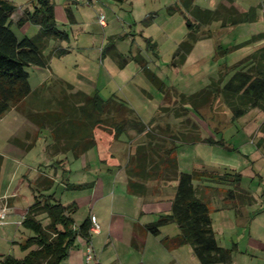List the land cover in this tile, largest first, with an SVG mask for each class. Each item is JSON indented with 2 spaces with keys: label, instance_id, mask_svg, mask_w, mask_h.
<instances>
[{
  "label": "crops",
  "instance_id": "0c3cea01",
  "mask_svg": "<svg viewBox=\"0 0 264 264\" xmlns=\"http://www.w3.org/2000/svg\"><path fill=\"white\" fill-rule=\"evenodd\" d=\"M9 1L16 6V10L11 16L13 22L12 29L21 38L26 35V32L31 29V26L25 30L26 23L22 27L15 29L16 21L23 15L25 9L32 10L35 0H25L21 4L16 3L14 0ZM51 1L55 6V18L57 26L59 27L56 16V4L53 0ZM95 1L91 4L96 7L97 4H95ZM113 1L121 4L128 0ZM78 3L79 0H64V4L68 5L66 7L69 9L67 10L69 13L68 18L74 24L80 25L79 28L81 31L87 32L86 23L83 20L86 15L78 18L71 8V5ZM220 3L226 6L233 5L239 11H246L251 7H255L246 6V4L243 5L238 0H212L213 8L208 9H215ZM255 8L257 11V7ZM98 9L104 10L102 7ZM172 11L173 9L171 8L168 14ZM262 11L264 14V8ZM116 14L117 18H113ZM107 15H110V11H107ZM259 19L260 17L257 13V20ZM64 20L67 21V19ZM213 24H216L217 32L223 37L226 35L225 32L227 30L242 26L244 23L221 26L220 21H214ZM101 25L103 28H118L119 26L126 28L127 22L125 17L122 19L121 12L114 11L108 20L106 17L104 18V25ZM38 29L39 26L36 25V31ZM257 33L258 31L251 33L250 37ZM122 36L118 35V38ZM209 38H204L196 42L183 65L173 67L169 61L167 64L168 67H166L167 76L170 79L171 77L172 79L174 77L178 78L184 74L193 76L184 71L185 66H187L186 64L196 45ZM246 39L248 38L234 43L238 44ZM52 41V48H65L59 40ZM260 41L237 48L234 52L238 55H235L231 61L227 59V55L218 58L220 60L217 63L218 66L220 69H223L225 66L236 64L255 49L263 46L264 42ZM50 44L51 41L48 47H50ZM217 45H221L224 48L232 46V44H229V46L222 44V40ZM77 48L82 50L86 47ZM66 49H68L67 53L71 51L70 48ZM114 49L111 51L113 60L116 59L115 52L118 47L116 46ZM99 52L103 55L104 49L101 51L99 49ZM214 53L215 48L213 49V53L209 54L211 60L216 59ZM136 65L141 73L145 75L138 62H136ZM28 68H33V74L29 72L31 93L17 106L7 111L0 119V208L7 204L3 202V199L9 198L10 202L6 221L0 227V256L7 255L2 252L5 246L14 248L18 246V242H22L30 236L23 229L24 227L21 222L28 206L32 202L31 199H34L35 194L41 191L46 195H53L55 200L60 201L64 205L74 204L76 211L72 216L76 226H79L87 216L92 215L96 217L100 226L98 232H93L90 229V242L78 238L67 257L60 264H84V253L89 243L93 248L94 254L91 264H201L194 255L190 245L184 244L175 248H168L163 242L165 237H173L179 233V228L176 223L169 222L161 226L160 232L157 235L147 230V224L156 221L160 215L171 212L176 182L163 183L159 180L148 181L145 183L147 189L143 194L140 193V190L137 193L131 192L126 172L127 162L131 147H134L143 140L140 139L137 142L143 134H137L134 130L125 129L119 138L116 139L114 134V119H107L105 123L94 128H91L92 126L90 124L86 127L82 125L79 127L76 124L68 123L70 113L75 115L76 118L74 121L77 119V112L72 106L75 104V100L68 96L70 91L76 92L81 90L87 94L97 92L101 98L108 99L117 95L114 90L109 92L111 93L109 96H105L102 92L107 88L105 87V83L102 84L101 88L97 83L93 86L92 90H85L77 86L73 80L64 78L59 74L55 75L51 71L48 73L47 70L50 66H29ZM80 77L82 78V76ZM51 78L53 79L49 84L48 81ZM147 80L149 81L148 78ZM78 81L83 82L81 80ZM66 83L71 84L73 88L68 90L65 87ZM133 83L132 81H127V94H124V97H120L126 100L134 109L139 119L146 123L151 120L150 116L153 115L154 110H150L149 107L145 106L147 103L142 101H146V97L154 96L145 90V88H142L141 85ZM205 85H207V82ZM152 86L154 85L152 84ZM154 88L159 97L157 101L160 103L163 95L155 86ZM107 91L110 90L107 89ZM146 94H149V96ZM139 104L143 106L140 107ZM254 109L258 110L256 108ZM262 117H264L263 113ZM202 122L204 124L200 125L201 131L208 134L212 129L211 125L206 121ZM218 132H221V130L216 133ZM91 136L95 143L86 148L92 139ZM202 136L207 137L203 134ZM219 138L215 137L216 140ZM206 145L215 146L216 144L199 142L179 145L176 150L179 170L184 172H192L194 170L207 172L205 176L193 180V184L197 195L208 204L210 215L212 209L209 204H213L215 205L213 210L217 211L221 216L220 225L222 230L219 227L218 229L214 227V219L211 217L212 227L217 241L221 236L225 237L223 228L227 227L226 229H230L231 231L236 230L237 232L244 230V233L248 230L247 236L244 233L241 234L245 240L243 246L240 245V242L234 241L230 247H226H235L232 252L231 264H264V231L260 229L259 224L255 226L256 231L254 230L253 232L252 230V225L255 220H257L260 214L264 213V207L260 206L255 210L250 209L248 205L236 207L235 201H237V197H235L236 199L226 198V190L233 188V185L229 182L219 183L211 178L210 173L219 174L214 172L215 170H208L206 168L208 167L207 165L211 156L210 158L205 156L203 159L201 157L196 158V154L192 152L193 149L199 151L203 148L205 153L208 148ZM222 147L234 149L230 145ZM246 157V168L249 170L247 175L251 176V178L259 175V169L255 168V163L249 167L250 155L246 154ZM241 175L243 178V174ZM47 180L51 181L49 188L43 189V185L34 188L36 183L42 181L43 184H46ZM83 184L87 186L80 188L70 186ZM25 186L28 187L27 189L29 191L26 190ZM241 187L244 188L242 186V180L240 182ZM66 191L73 192L72 194L75 197L70 202L63 203L61 195ZM247 191L250 193V196H248L251 197V201L247 203H252L253 201L258 202L251 195L250 190L247 189ZM58 193L60 194L58 195ZM220 193H224V197L222 196L221 199L218 196ZM22 201H27L24 207L21 206ZM220 201L222 204L219 205L218 203ZM232 211L234 212L233 216L231 215ZM78 212H80V215L77 220L76 214ZM45 220L46 223L47 219ZM228 234L231 235V238L233 237L232 232L229 231Z\"/></svg>",
  "mask_w": 264,
  "mask_h": 264
},
{
  "label": "trees",
  "instance_id": "16d2710c",
  "mask_svg": "<svg viewBox=\"0 0 264 264\" xmlns=\"http://www.w3.org/2000/svg\"><path fill=\"white\" fill-rule=\"evenodd\" d=\"M194 1L178 0L187 33L172 55L170 65L173 67L183 65L196 42L208 38L207 35H200L203 26L214 21H220L221 26H227L257 20L255 7L239 11L233 5L226 6L220 3L215 9H208L200 7ZM15 10L16 6L12 2L0 0V119L31 93L27 71L29 66L48 67L53 55L62 56L68 52L66 48L54 47L49 53H45L51 40L69 39L68 33L57 26L55 6L51 0H35L33 9H25L23 15L16 21L17 28L26 23L39 26L33 36L24 35L19 38L16 35L11 20ZM67 15L69 17L68 11ZM262 39L264 33L259 32L227 48L217 45L214 55L220 58L237 48ZM115 57L121 58V54L116 51ZM134 59L166 100L171 94L172 87L147 66V61L141 55L134 56ZM65 87L68 90L73 88L69 83H66ZM174 94L178 97L177 105L172 107L161 105L159 111L163 114H172L176 119L180 118L181 121L176 128L170 123L164 126H149L139 119L125 100L116 96L103 99L97 92L87 94L81 90L70 91L68 95L74 98L75 104L72 106L77 112L75 121V115L69 114L68 123L79 127L90 124L91 128H94L105 123L107 119H114L116 139L125 129H133L137 134H143V140L131 147L127 162L126 172L131 192L141 191L143 194L147 189L145 183L148 181L176 182L171 212L160 215L156 221L147 224V230L157 235L161 226L174 222L179 228V233L163 239L168 248L188 244L201 264H231L235 247L226 248L218 243L212 227L210 208L197 195L193 184V180L205 176L207 172L180 171L176 150L184 143L203 142L226 146L222 138L216 140L214 136L203 137L200 132V123L198 124L196 119L206 121L200 109L207 104L222 102L230 110L232 121L254 108L264 113V45L236 64L220 69L217 77L211 78L200 90L191 94L174 90ZM260 131L264 133V120L260 125ZM94 143L92 137L86 148ZM210 176L219 183L229 182L233 185V188L226 190V198L234 199L242 194L241 173L226 171L222 175L210 173ZM50 182L47 180V183L43 184L40 181L34 188L43 185L42 188L47 189ZM70 186L80 188L87 185ZM248 201H251V197ZM75 211L74 204L64 205L55 200L53 195L38 191L21 222L23 227L32 232L19 244L20 249L26 251V254L21 258L11 254L1 255L0 264H60L78 238L90 242L91 216H87L79 226H76L72 216ZM41 215L47 219L45 224L39 218Z\"/></svg>",
  "mask_w": 264,
  "mask_h": 264
},
{
  "label": "rangeland",
  "instance_id": "374dc122",
  "mask_svg": "<svg viewBox=\"0 0 264 264\" xmlns=\"http://www.w3.org/2000/svg\"><path fill=\"white\" fill-rule=\"evenodd\" d=\"M14 1L21 4L25 0ZM53 1L56 4V16L59 27L65 30L69 36L67 42H60L65 48H70L71 51L62 57L53 55L50 59V68L47 70L48 73L51 71L54 72L55 75L59 74L64 78L73 80L77 86H80L85 90H92L93 86L97 83L101 88L102 84L105 83V87L107 88H105V90L101 89L103 90V94L109 96L111 94L109 92L114 90L117 94L116 97L122 100L124 99L120 96L124 97V94H127V81H132L134 82L133 84L141 85L142 88H145V90L149 91L154 96L151 97L149 94H146L149 97L145 96L146 101H142L147 103L145 106L149 107L150 110H154L153 115L150 116L151 120L146 122L149 126H164L165 124L170 123L174 128L177 127L181 119L174 118L172 114L161 113L159 107L161 105L169 107L177 105L178 97H175L174 90L191 94L203 88L206 82L207 84L209 83L211 78L217 77L220 71V67L217 63L220 60L218 58L211 60L209 54L213 53V49L218 42L222 40V44L229 46V44L233 45L238 41L249 38L253 32L258 31V33H264V14L262 11L264 8V0H238V2L243 5L246 4V6L257 7V13L260 19L256 22L244 23L242 26L227 30V32H225L226 35L223 37L217 32L218 29L217 26H215L216 24L214 25L212 23L203 26L200 35H207L210 38L203 40L196 45L186 64L187 66H185L184 69V71L193 76H187L184 74L180 75L178 78L174 77V79H172L171 77L170 79L166 72V67H168L167 64L171 60L179 42L187 33L183 11L180 9L178 0H128L121 4L114 2L113 0H96V7L92 6L87 0H79V3L71 5V8L78 18L86 15L83 20L86 23L87 32L81 31L79 28L80 25L74 24L70 18H68L67 10L69 9L66 7L68 5L64 4V0ZM195 3L204 8H213L212 0H195ZM168 6L170 8L169 10ZM100 7L104 10H99L98 8ZM171 8L174 13L172 14V12H169L168 14V11H171ZM107 11H110L109 16L107 15ZM114 11L118 13L121 12L122 19L123 17L126 18V28L120 26L118 28H103L99 21V16L103 15L104 18L106 17L108 20ZM113 18H117V14L114 15ZM64 19H67V21ZM118 21L122 22L120 20ZM30 26L31 29L26 32V35L33 36L37 32L35 24L27 23L24 28L26 30V28ZM16 28L15 25V29ZM118 35L123 36L118 38ZM260 42H264V39ZM52 43L53 41L51 40L50 47L46 48L45 53L50 52L52 49ZM116 46L118 47L116 50L121 54V58L113 60L111 51L115 50L114 47ZM77 47L86 48L79 50ZM99 49L100 51L104 49L103 55H101ZM235 50L227 54L228 60L231 61L235 55H238L234 52ZM137 54H141V56L147 61L148 67L161 77L167 85H171V94L166 100L162 98L160 103L157 101L159 97L156 94L154 86H152L147 80V77L141 73L136 65L134 56ZM32 69L33 68H28L27 70L32 73ZM80 76H82L83 79ZM52 79L53 78L48 81L49 84L52 82ZM78 80L83 82L81 83ZM107 89L110 91H107ZM139 106L142 107L143 105L141 106L139 104ZM200 110L203 113L205 120L212 128L207 134L206 132L201 131L200 126L201 134L204 136L220 137L226 145H230V147H233L234 149L219 145H206V147H208L205 151L206 154L204 153L203 148L199 151L193 149L192 152L196 154V158L201 157L203 159L205 156L207 158H210L211 156L207 165L208 167H206L208 170H215L214 172L222 175L231 169L232 172L237 171L243 174L242 186L244 188H240L243 195L240 194L241 196H237V201H235L237 205L236 207L248 205L252 210L258 209L260 206L264 207V133L260 131V125L264 119V117H262L263 112L251 109L242 117L232 121L230 110L224 106L222 102L215 101L207 104ZM196 122L198 124L200 123L199 125L204 124L197 119ZM220 130L221 132L215 133ZM143 138L142 135L137 142ZM246 154H249L251 158L248 163L249 167L251 164L255 163V168L259 169L258 172L260 174L253 178L247 175L249 170L246 168ZM251 160L256 161L254 162ZM189 162L191 161L189 160ZM25 187L26 190L29 191L27 189L28 187ZM247 189L250 190L251 195H253L258 202L253 201L252 203H247L249 202L248 199L250 196ZM72 193L73 192L71 191H66L61 195L62 202L67 203L74 199L75 195ZM59 194L60 193H58V195ZM218 196L219 199H221L222 196L224 197V193H220ZM31 200L32 204L34 199ZM3 202L10 206L9 198H5V200L3 199ZM26 202L27 201H22L21 206L24 207ZM218 204L220 205L222 202L220 201ZM209 205L212 209L211 217L214 219V227L217 229L219 227L222 230L220 225L221 216L217 211L213 210L215 205ZM233 214L234 212L232 211L231 215L233 216ZM79 215L80 212L76 214L77 220ZM39 218L45 223L46 218L43 215ZM257 224H259L260 229L264 231V213L260 214L257 220L253 223V232ZM226 228H223V231H225V237L221 236L218 239V243L223 247H230L234 241H237L243 246L245 240L242 238L241 234L244 233V230L237 232L236 230L231 231ZM23 229H25L29 235L32 234V232L25 227ZM229 231L233 233L232 238L230 237L231 235L228 234ZM247 232L248 230L244 233L246 236L248 235ZM257 234L259 233L257 232ZM219 235H221V233H219ZM20 243L21 242H18V246L14 248L5 246L2 252L19 258L23 257L26 254V251L20 249Z\"/></svg>",
  "mask_w": 264,
  "mask_h": 264
},
{
  "label": "built area",
  "instance_id": "2783aa9c",
  "mask_svg": "<svg viewBox=\"0 0 264 264\" xmlns=\"http://www.w3.org/2000/svg\"><path fill=\"white\" fill-rule=\"evenodd\" d=\"M89 3H93L95 0H87ZM99 21L101 24L104 25V16L101 15L99 16ZM8 205L5 204L3 205L1 208H0V227L5 223L6 221V217H7V213H8ZM91 222H92V225H91V231L93 232H98L99 231V223L96 219L95 216H91ZM84 264H91L93 258H94V254H93V248L92 246L90 245V243L86 246V249H85V253H84Z\"/></svg>",
  "mask_w": 264,
  "mask_h": 264
}]
</instances>
